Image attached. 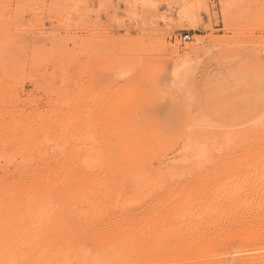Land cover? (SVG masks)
Wrapping results in <instances>:
<instances>
[{
    "label": "rangeland",
    "instance_id": "obj_1",
    "mask_svg": "<svg viewBox=\"0 0 264 264\" xmlns=\"http://www.w3.org/2000/svg\"><path fill=\"white\" fill-rule=\"evenodd\" d=\"M258 49L264 0H0V264H264Z\"/></svg>",
    "mask_w": 264,
    "mask_h": 264
},
{
    "label": "bare ground",
    "instance_id": "obj_2",
    "mask_svg": "<svg viewBox=\"0 0 264 264\" xmlns=\"http://www.w3.org/2000/svg\"><path fill=\"white\" fill-rule=\"evenodd\" d=\"M189 48H190V47H188V49H189ZM192 49H193V47H192ZM194 51H195V49H194ZM256 51H257V52L255 53V55H253V57L255 56V57L257 58V61H258V62H257V61H254V62H255V64H256V62H257V65H259V67H261L262 70L264 71V54L262 55V50H261V49H258V50H256ZM191 52H192V51H191ZM263 53H264V52H263ZM255 57L253 58L254 60H255ZM263 73H264V72H263ZM13 103H14V102H13ZM15 104H16V103H15ZM86 108H87V107H86ZM106 111H107V110H106ZM2 112H3V111H2ZM40 113H41V112H40ZM89 114H91V113H89ZM104 114H105V113H104ZM103 116H104V115H103ZM103 116H102V117H103ZM77 117H78V116H77ZM105 119H106V118H105ZM17 121H18V120H17ZM20 121H21V120H20ZM23 121H24V120H23ZM23 123H24V122H22V125H23ZM7 125H8V124H7ZM20 127H21V125H20ZM23 127H24V126H23ZM91 127H92V126H91ZM12 129H13V128H12ZM8 131H9V130H8ZM1 134H2V133H1ZM8 134H9V133H8ZM98 135H100V134H98ZM8 136H9V135H8ZM3 137H5V136H3ZM3 137H2V138H3ZM16 137H17V136H16ZM4 139H5V138H4ZM2 140H3V139H2ZM10 140H11V139H10ZM12 143H13V141H12ZM27 145H28V144H27ZM0 146H1V145H0ZM10 146H12V144H11ZM4 148H5V147H4ZM7 148H8V147H7ZM28 149H29V148H28ZM2 150H3V148H2ZM10 150H11V149H10ZM0 151H1V150H0ZM4 151L9 152V151H7V150H4ZM3 153H4V152H3ZM10 153H11V152H9V154H8V155H9V158H10V155H11ZM0 154H1V153H0ZM29 154H30V153H29ZM6 155H7V154H5V157H6ZM5 157H4V158H5ZM25 158H26V157H25ZM1 159H3V158H1ZM1 159H0V160H1ZM26 159H27V158H26ZM28 160H29V159H28ZM8 161H9V160H8ZM15 161H16V160H15ZM184 161H185V160H184ZM10 162H11V159H10ZM91 162H92V161H91ZM0 163H1V162H0ZM99 163H100V162H98V165H99ZM5 164H7V163H5ZM13 164H15V163H13ZM26 166H27V165H26ZM96 168H97V167H96ZM98 168H99V167H98ZM1 169H2V167L0 168V170H1ZM99 169H100V168H99ZM7 170H8V169H7ZM16 171H17V170H16ZM0 172H1V171H0ZM2 172H3V171H2ZM4 173H5V171H4ZM16 173H17V172H16ZM18 173H19V172H18ZM18 173H17V174H18ZM77 173H78V172H77ZM10 176H11V175H10ZM20 176H21V175H20ZM99 177H100V176H99ZM59 178H60V176H59ZM70 178H71V177H70ZM87 178H88V176H87ZM9 179H10V178H9ZM21 179H22V178H21ZM5 180H6V179H5ZM13 180H14V178H13ZM26 180H27V179H26ZM71 180H72V179H71ZM71 180H70V181H71ZM15 181H16V180H15ZM30 181H31V180H30ZM1 182H3V181L1 180ZM1 182H0V185H1ZM9 182H10V181H9ZM13 182H14V181H13ZM28 183H29V182H28ZM32 183H33V182H32ZM68 184H69V183H68ZM7 185H9V183H8ZM11 185H12V184H11ZM11 185H10V186H11ZM5 186H6V185H5ZM10 186H8V187H10ZM12 186H14V184H13ZM12 186H11V187H12ZM2 187H3V186H2ZM29 187H30V186H29ZM5 188H7V187H5ZM5 188H4V190H5ZM14 188H15V187H13V190L17 191V190L14 189ZM31 188H32V187H31ZM44 188H45V187H44ZM44 188H43V190H44ZM169 188H170V187H169ZM4 190H3V191H4ZM7 190H8V189H7ZM10 190H11V189H10ZM34 190H35V189H34ZM156 190H157V189H156ZM11 191H12V190H11ZM30 191H31V190H30ZM39 191H40V188H39ZM9 192H10V191H9ZM5 193H6V192H5ZM150 193H151V192H150ZM6 194H7V193H6ZM14 194H15V193H12V195H14ZM18 194H19V193H18ZM170 196H171V195H170ZM9 197H10V196H9ZM9 197H8V198H9ZM19 197H21V196H19ZM2 198H4V197H2ZM15 198H17V196H16ZM151 198H152V197H151ZM9 199H11V198H9ZM3 200H4V199H3ZM13 200H14V198H13ZM28 200H29V199H28ZM0 201H1V200H0ZM6 201H7V200H6ZM17 201H18V199L16 200V202H17ZM20 201H23V200L21 199ZM7 202H9V200H8ZM10 202H12V200H11ZM23 202H24V201H23ZM120 203H121V202H120ZM134 204H135V203H134ZM156 205H157V204H156ZM141 206H142V205H141ZM120 223H121V222H120ZM116 226H117V225H116ZM119 226H121V224H120ZM114 228H115V226H114ZM104 230H105V229H104ZM262 230H263V229H262ZM251 231H252V230H251ZM255 231H256V230H255ZM106 232H107V231H106ZM260 232H261V231H260ZM263 232H264V231H263ZM263 232H261V234H259V235L263 236V235H262V234H264ZM189 233H191V232H189ZM243 234H245V233H243ZM179 235H180V233L178 234V237H179ZM187 235H188V234H187ZM192 235H193V234H192ZM194 235H195V234H194ZM198 235L201 236L200 233H199ZM245 235H246V234H245ZM249 235H250V234H249ZM251 235H252V234H251ZM251 235H250V237L253 236V235H252V236H251ZM254 235H255V234H254ZM106 236H107V235H106ZM196 236H197V235H196ZM241 236L243 237V235H241ZM246 236H247V235H246ZM255 236H256V235H255ZM145 237H146V235H145ZM167 237H168V235H167ZM176 237H177V236H176ZM176 237L174 238V240L176 239ZM180 237H181V235H180ZM183 237H184V235H183ZM248 237H249V236H248ZM138 238H139V237H138ZM147 238H148V237H147ZM150 238H151V236H150ZM190 238H191V237H190ZM190 238H188V240H189ZM195 238H196V237H195ZM244 238H245V237H244ZM246 238H247V237H246ZM253 238H254V236H253ZM256 238H257V237H256ZM258 238H259V237H258ZM167 239H168V238H167ZM177 239H178V238H177ZM181 239H182V238H181ZM200 239H201V238H200ZM259 239H260V238H259ZM139 240H140V239H139ZM164 240H166V238H165ZM170 240H171V239H170ZM193 240H194V239H193ZM197 240H198V239H197ZM201 240H202V239H201ZM201 240H199V242H200ZM251 240H252V238H251ZM251 240H250V241H251ZM255 240H256V239H255ZM263 240H264V239H263ZM151 241H152V240H151ZM172 241H173V239H172ZM186 241H187V240H186ZM191 241H192V240H191ZM191 241H190V242H191ZM194 241H195V240H194ZM234 241H235V240H234ZM234 241H233V242H234ZM244 241H245V239H244ZM248 241H249V240H248ZM176 242H177V240H176ZM184 242H185V240H184ZM190 242L187 243V244L190 245ZM192 242H193V241H192ZM196 242H197V241H196ZM237 242H239V241H237ZM237 242H235V243H237ZM246 242H247V241H246ZM246 242H245V243H246ZM256 242H257V241H256ZM258 242H259V240H258ZM143 243H144V241H143ZM149 243H150V241H149ZM169 243H170V242H169ZM173 243H174V242H173ZM193 243H194V242H193ZM201 243H202V241H201ZM260 243H262V242H260ZM145 244H146V243H145ZM145 244H144V245H145ZM147 244H148V243H147ZM153 244H154V243H153ZM165 244H167V243H165ZM176 244H177V243H176ZM194 244H195V243H194ZM173 245H174V244H173ZM150 246H151V245H150ZM150 246H149V247H150ZM155 246H156V245H155ZM155 246H154V247H155ZM157 246H158V244H157ZM157 246H156V247H157ZM163 246H164V244H163ZM167 246H168V245H167ZM197 246H198V245H197ZM197 246H196V247H197ZM147 247H148V246H147ZM152 247H153V246H152ZM164 247H165V246H164ZM164 247H162V244H161V249H160V248H159V249L162 250V248L164 249ZM169 247H170V246H169ZM189 247H191V246H189ZM194 247H195V245H194ZM194 247H193V249H194ZM259 247H260V245H259L258 248H256V249L259 250ZM165 248H166V247H165ZM197 248H198V247H197ZM253 248H254V247H253ZM260 248H261V247H260ZM262 248H264V247L262 246ZM152 249H153V248H152ZM155 249H156V248H155ZM166 249H167V248H166ZM169 249H170V248H169ZM186 249H187V248H186ZM186 249H185V252H186ZM164 250H165V249H164ZM172 250H173V248L170 250L171 253H173ZM189 250H190V249H189ZM248 250H249V249H248ZM162 251H163V250H162ZM162 251H161V252H162ZM168 251H169V250H168ZM176 251H177V250H176ZM176 251L174 250V253H173V254H175V257L177 258V255H179V254H178ZM179 251H181V250H179ZM191 251H192V250H191ZM251 251H252V248H251ZM256 251H257V250H256ZM156 252H157L156 254H158V253H159V250L156 251ZM165 252H166V253H165ZM175 252H176V253H175ZM235 252H236V251H235ZM241 252H242V251H241ZM243 252H244V250H243ZM248 252H249V251H248ZM257 252H260V251H257ZM263 252H264V251H263ZM163 253H165V254L168 253V254L170 255V253L167 252V250H166V251H163ZM187 253H189V252H187ZM153 254H154V252H153ZM173 254H172V256H173ZM176 254H177V255H176ZM243 255H244V254H243ZM257 255H259V253H258ZM159 256H162V253H161V255L159 254ZM166 256H168V255H166ZM170 256H171V255H170ZM189 256H190V255H189ZM253 256H254V255H253ZM155 257H156V255H155ZM157 257H158V256H157ZM175 257H174V258H175ZM185 257H187V256H185ZM236 257H237V256H236ZM246 257H247V256H246ZM249 257H250V256H249ZM259 257H261V255H260ZM262 257H263V255H262ZM162 258H164V255H163ZM165 258H166V257H165ZM165 258H164V259H165ZM168 258H169V257H168ZM237 258H239V257H237ZM251 258H253V257H251ZM251 258H250V260H251ZM160 259H161V258H160ZM181 259H182V258H181ZM220 259H221V258H220ZM245 259H246V258H245ZM247 259H248V258H247ZM166 260H167V259H165V260H161V261H162V262H163V261L165 262ZM169 260H170V259H169ZM169 260H167V261L169 262ZM174 260H175V259H174ZM176 260H178V258H177ZM217 260H218V259H217ZM257 260H258V258H257ZM260 260H262V259L260 258ZM260 260H259V261H260ZM263 260H264V259H263ZM167 261H166V262H167ZM179 261H180V260H179ZM253 261H254V260H253ZM253 261H252V262H253ZM259 261H258V262H259ZM158 262H160V261H158ZM166 262H165V263H166ZM172 262H174V261H172ZM184 262H185V261H184ZM187 262H188V261L186 260V263H187ZM189 262H190V261H189ZM254 262H255V261H254ZM175 263H176V261H175ZM182 263H183V261H182ZM182 263H181V264H182ZM250 263H251V262H250ZM166 264H167V263H166ZM170 264H171V263H170ZM215 264H216V263H215ZM252 264H253V263H252ZM256 264H258V263L256 262Z\"/></svg>",
    "mask_w": 264,
    "mask_h": 264
},
{
    "label": "built area",
    "instance_id": "obj_3",
    "mask_svg": "<svg viewBox=\"0 0 264 264\" xmlns=\"http://www.w3.org/2000/svg\"><path fill=\"white\" fill-rule=\"evenodd\" d=\"M182 38H183V40H189L190 39V36H189L188 33H186V34L183 35Z\"/></svg>",
    "mask_w": 264,
    "mask_h": 264
}]
</instances>
